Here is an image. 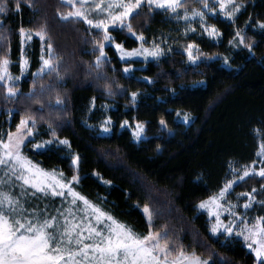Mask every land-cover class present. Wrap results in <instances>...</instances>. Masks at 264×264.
I'll use <instances>...</instances> for the list:
<instances>
[{
  "label": "trees",
  "instance_id": "obj_1",
  "mask_svg": "<svg viewBox=\"0 0 264 264\" xmlns=\"http://www.w3.org/2000/svg\"><path fill=\"white\" fill-rule=\"evenodd\" d=\"M15 2L8 0V11L0 13V37H5L0 59L10 60L12 73L19 74L21 29H43L60 58L59 71L33 76L42 65V42L35 38L28 50L30 74L17 99L6 98L0 85V131L16 130L31 115L40 138L67 140L68 148L43 151L29 142L25 155L46 170L78 174V192L135 234L159 233L170 248L195 253L208 264H256L241 240L212 235L199 204L223 188L233 168L254 163L264 144V0H235L241 10L234 21L222 18L215 0H209L214 12L200 0H185L187 11H204L221 34L218 43L196 36L185 41L196 46L197 64L178 50L147 63L123 62L108 45L99 68L101 30L61 19L72 11L62 0H30L31 6L19 0V11ZM138 12L132 21L135 34L127 28L110 31L123 48L139 47L140 35L163 42L179 35L168 9L144 5ZM130 67L134 70L125 72ZM178 112L190 115L191 124L180 122ZM107 116L113 132L103 136L97 128ZM125 121L144 125L145 138L134 141L129 129H121ZM72 155L79 157L78 167ZM253 189L260 190L263 204L256 209L264 218V177L245 179L231 196Z\"/></svg>",
  "mask_w": 264,
  "mask_h": 264
},
{
  "label": "snow or ice",
  "instance_id": "obj_2",
  "mask_svg": "<svg viewBox=\"0 0 264 264\" xmlns=\"http://www.w3.org/2000/svg\"><path fill=\"white\" fill-rule=\"evenodd\" d=\"M203 8L207 9L209 12H214L215 6H210L209 0H200ZM8 0H0V13H6L8 11L7 7ZM67 3L74 9L70 11L67 15H61V19L68 20L69 18H75L76 20L83 19L90 26L100 29L104 35L103 40H111V36L108 32L109 26H118L121 28H127L129 32H133L132 21L139 16L138 9L141 5L147 4L148 6L155 5L156 8L168 9L173 13H177L178 9L185 8V13L183 18L187 21L190 18L200 17L201 22L205 20V13L201 10H194L191 13V17L188 15L187 5L183 0H108L105 4V0H99V2L94 3L91 7L99 11L100 18L90 19L87 13L85 5L87 0L77 6L76 0H67ZM219 7L224 14L227 16H233L236 12H239L240 6L235 4V0H218ZM231 5V9L228 6ZM29 6H31L29 0ZM15 9L19 11L20 4L19 0L15 2ZM118 9V11H116ZM135 14V15H134ZM264 28V24L260 25ZM194 30V29H193ZM204 30L207 31L209 36H215L217 34V29L215 26L205 25ZM23 29L21 32L23 33ZM133 34H135L133 32ZM36 35L40 37L43 41L46 39L47 33L42 29L37 32ZM237 36H240L239 32ZM31 39V34L28 36ZM0 39H5V37H0ZM138 39L143 41V35L138 36ZM98 45L99 55L96 58V67L99 68L106 58L104 52V44L100 41L96 42ZM240 43H244V38L240 36ZM250 47V45H246ZM49 52L48 58L43 59V66L40 69L41 72L47 71L49 74L56 72L58 73V56L53 54V46L49 41L47 45ZM118 49H122V46L117 44ZM196 47L195 45H189L187 48L188 57L190 60L195 62L198 57L193 56L192 49ZM143 48V45H141ZM142 54L139 50H134L132 52L122 51L121 56H134ZM143 54L151 56H159L163 54V49L159 46L154 45L152 50L143 48ZM27 63V61H25ZM9 60L7 58L0 59V71L7 72V66ZM129 71L125 68V72ZM9 79H11L9 77ZM4 80V76L0 75V81ZM8 97H13L16 95V90L13 85L7 87ZM133 100H135L136 93L132 94ZM37 103H41L39 100ZM62 100L59 95L56 97V104H61ZM43 107V105H41ZM179 115V114H178ZM185 120L188 116L184 117ZM29 122H31V127L34 128L36 124L35 117L31 115H26L24 119L20 121V125L17 127V133L15 134V139H13V134H9L8 143L3 144L0 141V145H3L7 152L5 155L9 159L17 161L21 167H26L30 164V161L23 159L21 156V147L24 143L26 135L31 134V129L24 133L21 130L25 129ZM162 125L165 121L162 119L160 121ZM127 124V121H125ZM51 127V125L49 126ZM109 129L106 127L105 131ZM144 131V126L142 124L136 125L135 136L137 139L140 138ZM53 135L55 133L53 132ZM46 143H51L48 141ZM67 145L69 142L67 140L60 141ZM37 148L41 145H36ZM264 149V145L261 146ZM258 155H264V152ZM79 157H76V161ZM4 159L0 157V164H4ZM258 174L264 177V166H262L258 173L256 172L255 165L252 167L245 166L242 175L234 178L225 184L224 188L220 191L219 197L223 198L227 193L228 189L232 187V184L236 182L237 179L243 180L250 174ZM24 179V183L28 184V179ZM78 175H73L70 181L65 182L61 185L62 188H66L67 192L72 196V203H75L77 198L84 201L87 205L89 202L81 196L78 192L74 191L71 187L72 183H78ZM35 186V185H34ZM44 191V189H39ZM256 189H253L255 192ZM53 195L63 196L65 193L63 191H57L53 189ZM243 195L249 196V201L243 205L245 209H248L252 203L253 198L251 194L244 193ZM217 197H212V202H216ZM7 202L11 211H15L11 206L14 203H19L14 201L11 197L6 194L0 193V264H165L166 258L169 255V250L167 248V238L166 236L161 237L159 233H149L143 237L133 233L131 229H125L124 226L116 224L115 227L106 226L108 232L105 235L103 231H98L95 227H89L87 229L88 236L84 239H89L92 241L90 244H84L79 237L83 235L82 231H78L80 228L79 224H70L68 219L65 218L62 223L57 226V218L50 217L44 218L42 221L37 217L36 223H33L32 219H25L22 223L19 219L11 221V218L5 215L3 211V205ZM207 206V203H202L201 208ZM144 212L148 214L149 223H151V212L147 206L144 207ZM216 216V223L213 224L211 231L216 233L219 229H223L229 235L233 234V229L236 227L235 224L224 223L220 220L219 214L213 212ZM103 215V214H101ZM233 215H236L233 213ZM100 217L97 216L99 221ZM112 220V217H108ZM261 221L259 226L253 225L249 227L247 223L243 220L240 223L243 225L239 230L236 231V235L242 236L245 241H251L248 247L254 252L256 257V264H264V218H257ZM11 221V222H10ZM115 224V221H113ZM247 232V234H245ZM73 234L77 237L75 241L73 240ZM163 241V244L161 243ZM75 244L78 246L75 250L70 247V245ZM255 245V246H253ZM159 252L160 255L156 253ZM161 256L165 258V261L161 260ZM179 264H184L187 260L188 264H208V260H202L199 256L193 253L191 256H185L183 252H180ZM79 258V259H78ZM172 264H177V262H172Z\"/></svg>",
  "mask_w": 264,
  "mask_h": 264
},
{
  "label": "rangeland",
  "instance_id": "obj_3",
  "mask_svg": "<svg viewBox=\"0 0 264 264\" xmlns=\"http://www.w3.org/2000/svg\"><path fill=\"white\" fill-rule=\"evenodd\" d=\"M66 5L70 6L67 3V0H62ZM185 0H183L184 2ZM83 0H76L77 6H79ZM99 2V0H87V4L85 5V8L87 9V13L90 19H98L100 18V14L98 10H95L91 7L94 3ZM108 0H105V4H107ZM216 3H218V0H215ZM235 4H237L235 2ZM147 5L143 4L142 6ZM219 5V4H218ZM239 5V4H237ZM155 7V5H152ZM240 6V5H239ZM71 7V6H70ZM231 5L228 6L227 10L231 9ZM72 8V7H71ZM139 10V9H138ZM137 10V11H138ZM241 10V6H240ZM239 10V12H240ZM72 11L74 9L72 8ZM118 11V9L116 10ZM170 11V10H169ZM239 12H236L233 16H227L224 14V11H222L219 7V14L222 16V18L229 20V21H234L237 14ZM185 11L178 9L177 13L171 12V15L173 16L172 23L174 26V31L178 32L179 35H172L169 40L163 42V41H148L144 36V40H140V46L133 49V50H127L122 47V49H118L116 43L110 31L112 29L116 28H121L118 26H109V34L111 36V40L105 41L103 40L102 43L104 44V48L108 45L113 46L120 59L123 62H131V61H141L144 63H147L149 61H154V60H159L163 58L167 52L172 51V50H178L184 52L187 57H188V52L187 48L189 45L193 44H188L185 41L188 40L189 38L196 36V37H206L209 38L211 41L218 43L221 40V34L217 30V34L215 36H209L207 31L204 30L205 25L211 26L208 24L206 19L202 23L200 20V17H195V18H190L189 20H185L183 18ZM192 11H188V15L191 17ZM67 15V14H66ZM69 19H75V18H69ZM68 19V20H69ZM76 20V19H75ZM83 21L86 25H88L91 28H94L90 26L85 20L82 18L79 19ZM97 29V28H95ZM194 29V30H193ZM100 30V29H99ZM37 32L34 31H23L22 33V47H23V54L21 56V72L19 74H13L11 71V65L12 63L9 60V64L7 66V72L0 71V75L4 76V80L0 81V85L4 87L5 89V96L6 98L8 97L7 94V87L9 85H13L16 90V95L13 97H10L9 99H17V97L20 94L19 90V85L23 81L24 78L28 77L30 74V62L28 59V50L29 47L32 45L33 41L35 38L40 37L36 35ZM177 33V34H178ZM29 34H31V39L28 38ZM178 38V39H175ZM181 38V39H180ZM41 40V39H40ZM42 42V58L47 59L48 58V52L49 49L47 47L48 45V40L47 38L45 40H41ZM120 45V44H119ZM141 45H143V48H147L149 50H152L154 48V45L159 46L161 49H163V54L159 56H151L147 54H143V48H141ZM134 50H139L142 54L140 55H134V56H124L122 58L121 52L126 51V52H132ZM196 51L197 48L194 47L192 49L193 56H196ZM53 54L57 56V54L54 52L53 49ZM41 58L42 65L43 66V59ZM189 58V57H188ZM190 60V59H189ZM27 61V63H25ZM192 63L197 64L198 63V58L195 59V62L190 60ZM58 63V62H57ZM40 68V69H41ZM129 71L127 73H130L134 70L133 67L128 68ZM48 72H41L40 70L37 71L33 76H44ZM9 77L11 79H9ZM110 106H106L105 109H108ZM178 118L179 121L189 125L192 122V117L184 112H178ZM188 116V119L185 120L184 117ZM138 123H130L125 122L122 124L121 129H129L133 135V139L136 142H140L145 138V126H144V131L141 134L140 138L137 139L135 136V131H136V125ZM140 124V123H139ZM20 125V124H19ZM18 125V126H19ZM108 128V131H105V128ZM29 128L31 129V134L26 135V138L24 140V143L21 147V156L23 159H26L27 161H30V164H28L26 167H21L20 164L13 160L9 159L5 153L7 152V149L3 147V145H0V157L4 159V164H0V193L6 194L9 197H11L14 201H18L19 203H14L11 207L15 209V211H11L9 208V205L7 202L3 205V211L5 215L9 216L11 218V221L19 219L22 223L25 221V219H32L33 223H36V218L38 217L41 221L44 218H50V217H56L57 218V226H59L62 221L67 218L70 224H79L80 228L78 231H82L83 235L79 237L83 241L84 244H90L92 243L91 240L89 239H84V237L88 236V231L87 229L89 227H95L98 231H103L105 235L108 232V228L106 226H112L115 227L116 224L124 226L125 229H129L125 225L121 224L118 222L116 219H114L111 215H109L107 212H105L103 209L95 205L94 203L90 202L87 198H84L89 202L87 205L84 204L83 200H80L77 198L75 203H72V196L67 192L66 188H62L61 185L64 184L67 181L71 180V177H67L60 169H52V170H46L42 168L40 165L32 162L26 155H25V150L26 146L29 142H32V147L36 151H43L46 150L50 147H69V143L67 145L60 143V141L63 140H58V139H50V140H45L39 137V132L37 130L38 128V122L36 121L35 127H31V122H29V125L25 128L22 129L21 131L26 133ZM96 128V127H95ZM97 131L100 135L103 136H109L113 132V124L111 119L107 116L105 119H103L98 128ZM17 133V128L14 131H8V132H2L0 131V141H3V144L8 143V136L9 134H13V139H15V134ZM48 141H51V143H46ZM36 145H41V147L37 148ZM264 145V144H262ZM261 145V146H262ZM260 146V150L258 152H264V149ZM73 156V155H72ZM74 161L76 167H78V161H76L77 155H74ZM255 165L256 172L258 173L259 169L264 166V155H258L257 160L252 163L247 165L248 167H252ZM243 167H238V168H233L231 171L230 178L226 181L228 183L229 181L233 180L236 177H239L242 175ZM78 175V174H75ZM252 176H259L258 174H250L248 177H245L243 180L237 179L235 183L232 184V187L228 189L227 193L223 198L219 197V193L223 188L215 195L212 197H217V201L214 203L212 202V197L202 201L199 204V210L203 213H205L209 220H210V226L212 228L213 224L216 223V216L213 215L212 213H218L220 220L223 221L224 223H229L235 224V228L233 229V234L229 235L226 232L223 231V229H219L216 233H212V235L217 238V237H224L225 239L228 240H241L243 244L248 248L249 251L252 252V250L248 247V244L251 243V241H245L242 236L236 235V231L239 230L243 225L240 223L241 220L245 221L249 227L256 225L259 226L261 221H258L257 218H262L258 214V210L256 207L259 205L263 204V199L259 197L260 190H256L255 192L251 191L248 192V194H251V197L253 198L252 203L248 209H245L243 205L249 201V196L243 195L244 193H237L231 196V193L234 190V187L239 184L240 182L244 181L245 179L252 177ZM24 177L28 179L29 183L25 184L24 179L20 178ZM79 177V175H78ZM80 179V178H79ZM79 183V182H78ZM78 183H72L71 187L74 189V191L78 192L76 186ZM35 185V186H34ZM44 189V191H40L39 189ZM53 189L57 191H63L65 194L63 196L60 195H53L52 191ZM79 193V192H78ZM80 194V193H79ZM81 195V194H80ZM82 196V195H81ZM202 203H207V206L204 208H201L200 205ZM150 210V209H149ZM235 213L236 215H233ZM103 214V215H101ZM97 216L100 217L99 221L97 220ZM112 217V220H109L108 217ZM10 221V222H11ZM115 221V224L113 223ZM132 231V230H131ZM134 233V232H133ZM155 233V232H151ZM247 234V232H245ZM161 236V235H160ZM77 237L75 234H73V240L75 241ZM163 244V242L161 241ZM255 246V245H253ZM74 250L78 247L75 242H73L72 245H70ZM167 248L169 250V255L166 258L161 256V260L165 261V264H172V262H177L179 264V261L182 259L180 257V252L181 250L178 249H172L169 247L167 244ZM185 256H191L192 254L185 253ZM254 254V252H252ZM157 255H160L159 252L156 253ZM255 255V254H254ZM79 259V258H78ZM202 259V258H201ZM204 260V259H202ZM209 263V261H208ZM184 264H188V261L185 260Z\"/></svg>",
  "mask_w": 264,
  "mask_h": 264
}]
</instances>
